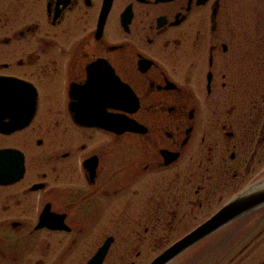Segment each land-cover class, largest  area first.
Instances as JSON below:
<instances>
[{"label": "flooded vegetation", "instance_id": "af4514ba", "mask_svg": "<svg viewBox=\"0 0 264 264\" xmlns=\"http://www.w3.org/2000/svg\"><path fill=\"white\" fill-rule=\"evenodd\" d=\"M4 149L0 264H149L264 179V0H0Z\"/></svg>", "mask_w": 264, "mask_h": 264}, {"label": "water", "instance_id": "95a60500", "mask_svg": "<svg viewBox=\"0 0 264 264\" xmlns=\"http://www.w3.org/2000/svg\"><path fill=\"white\" fill-rule=\"evenodd\" d=\"M13 156L14 153L10 150L4 149V151H0V157L4 158L7 162L11 160ZM14 160L16 161V164L15 162L13 163V166L15 165L14 172H8V181H15L13 179L21 177L23 173L22 158L16 155ZM1 183H3L2 174L0 175V184ZM261 206H264V179L257 181L255 184L247 187L246 190L241 191L236 194V196L229 199L224 206L217 210V213L208 218L197 228L190 231L183 238L178 239V241L170 245L169 248L159 253V256L153 259L149 264H170V262L178 258L183 252L198 244L199 241L218 232L219 229L227 226L229 223L237 221L248 213L257 210V208ZM108 245L109 241L99 248L88 264H101L108 251Z\"/></svg>", "mask_w": 264, "mask_h": 264}, {"label": "rangeland", "instance_id": "374dc122", "mask_svg": "<svg viewBox=\"0 0 264 264\" xmlns=\"http://www.w3.org/2000/svg\"><path fill=\"white\" fill-rule=\"evenodd\" d=\"M233 231L230 226L220 229L215 237L210 238L213 234L209 235V238L199 241L198 244L192 246L193 248L190 247L192 249L189 252L185 251L170 264H233V261L230 260L232 254L235 253L232 250V247H235ZM263 246L259 248L264 249ZM260 257L264 258V253ZM259 259L254 263L252 262V264H257L260 261ZM149 260L141 258L136 261V264H146ZM246 262L251 263L248 260Z\"/></svg>", "mask_w": 264, "mask_h": 264}]
</instances>
